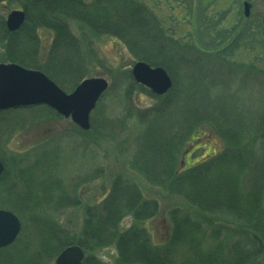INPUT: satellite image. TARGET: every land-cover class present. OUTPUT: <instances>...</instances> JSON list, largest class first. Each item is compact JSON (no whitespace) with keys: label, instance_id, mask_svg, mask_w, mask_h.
<instances>
[{"label":"trees","instance_id":"obj_1","mask_svg":"<svg viewBox=\"0 0 264 264\" xmlns=\"http://www.w3.org/2000/svg\"><path fill=\"white\" fill-rule=\"evenodd\" d=\"M9 1L22 2L25 22L17 32L9 33L0 19L5 61L40 70L63 90L75 88L86 74L80 38L71 32L68 21L79 23L93 35L118 40L134 61L165 69L173 86L162 97L134 83L130 71L119 73L124 113L134 120L130 131L133 154L128 164L147 184L185 202L196 214H221L223 218L193 220L184 209L174 208L168 214L169 233L155 246L141 224L158 214L156 201L144 199L131 179L117 175L101 202L82 207L80 235L71 241L44 216L45 211L81 205L57 178L52 151L38 153L34 163L24 166L22 162L9 166L1 156L5 169L0 177V208L18 216L22 231L14 244L0 250V264H46L69 245L84 251L82 264H105L92 253L106 248L116 250L114 264H264V68L240 66L228 59L241 46L243 31L232 40L222 39L217 49L211 44H181L167 37L139 0L0 3ZM204 28L196 36L203 38L211 30L210 26ZM40 31L52 34L47 47L42 46ZM259 43L262 50L263 42ZM43 48L45 60L41 63ZM200 53L205 56L199 58ZM63 75L66 78L60 77ZM218 87L223 97L212 99L209 89ZM135 91L147 93L154 105L146 110L134 107L133 111L130 104ZM239 92H246L250 100V110L244 113L236 106ZM33 109L56 115L45 106L8 112ZM94 118L84 134L95 132L93 139L111 141L109 133L99 130L100 118ZM119 125L120 132L128 131V126ZM207 132L219 138L222 151L187 162L185 159L200 149L194 143L208 139ZM126 217L133 223L123 230L121 223ZM222 232L239 235L249 243L228 242L220 237Z\"/></svg>","mask_w":264,"mask_h":264},{"label":"rangeland","instance_id":"obj_2","mask_svg":"<svg viewBox=\"0 0 264 264\" xmlns=\"http://www.w3.org/2000/svg\"><path fill=\"white\" fill-rule=\"evenodd\" d=\"M139 1L151 11L165 35L181 44L188 42L211 44L219 49L222 39L232 40L243 31L241 46L228 59L240 66L264 68V0ZM244 3L249 4L248 17L244 16ZM21 4V1L0 3V19L5 21L11 11H23ZM68 23L71 32L76 38H80L79 44L85 57L86 74L81 80L102 78L108 82L106 96L102 97L91 113L89 123L91 127L94 117L100 118L99 130L102 133H109L111 141L95 140L93 139L95 132L89 135L84 134L85 132L69 119L54 114L53 116L44 115V110L6 111L0 114V154L7 164L9 166L18 162H22V166L32 164L38 159V153L51 150L57 164L55 174L62 181L64 191L81 202L80 207L66 208L59 212L45 211V218L52 219L71 241L77 239L83 218L82 207L85 204L95 205L101 202L107 196L112 180L117 175H122L137 185L144 199L155 200L158 205V214L141 224L155 246L165 241L170 229L168 214L174 208L184 209L193 220L200 218L222 220L221 214L213 216L196 214L195 210L188 209L185 202L147 184L129 166L128 163L133 154L130 131L134 130V120L127 119V112L124 113L126 108L123 107L124 97L119 73L130 71L137 61L130 57L125 46L118 40L93 35L79 23L73 21ZM207 26H210L211 30L205 37L196 36ZM39 37L42 39V46L47 47L52 34L40 31ZM261 41L263 42L262 50L259 43ZM246 45L256 49H248ZM43 52L44 48L39 60L44 63ZM201 55L205 56L204 53H200L198 57L200 58ZM6 63L4 49L0 47V64ZM60 77L66 78L65 75ZM72 89L70 86L64 87L66 93L71 92ZM237 94L239 96H237L236 106L239 112L244 113L245 110H250L247 93ZM209 95L212 99L223 97L219 87L218 90L209 89ZM154 103L147 93L135 91L131 97L130 108L133 111H135L134 107L136 110H146ZM123 119L125 122L121 121ZM119 123L128 126L126 133L119 131L117 127ZM94 126L98 131L96 125ZM207 136L208 139L194 143V146L200 145V149L185 159L187 162L193 163L199 161L205 154L222 151L223 144L219 138L209 132ZM72 186L75 188L69 192ZM132 223L131 217L124 218L121 229L128 228ZM228 229L236 230L235 226H228ZM29 231L28 229L27 233ZM226 235L224 232L220 233V237H224L223 239H227L228 242L240 240L246 245L249 243V240L239 235ZM92 255L105 264H114L117 259L114 248L98 250ZM46 261V264H55V258L52 260L48 258Z\"/></svg>","mask_w":264,"mask_h":264},{"label":"water","instance_id":"obj_3","mask_svg":"<svg viewBox=\"0 0 264 264\" xmlns=\"http://www.w3.org/2000/svg\"><path fill=\"white\" fill-rule=\"evenodd\" d=\"M244 16L248 17L249 4L244 3ZM24 22V13L14 11L6 20V28L14 32ZM133 80L153 94L162 96L172 87V81L163 68H152L138 62L131 70ZM108 84L102 78L83 80L70 94L64 93L43 73L20 66L0 65V111L45 105L65 119H70L81 130H89V115L95 108ZM3 165L0 160V175ZM21 229L18 218L11 212L0 210V249L13 243ZM264 255V246H261ZM84 254L79 247L69 246L56 258L55 264H81Z\"/></svg>","mask_w":264,"mask_h":264},{"label":"bare ground","instance_id":"obj_4","mask_svg":"<svg viewBox=\"0 0 264 264\" xmlns=\"http://www.w3.org/2000/svg\"><path fill=\"white\" fill-rule=\"evenodd\" d=\"M1 177V176H0ZM76 247H78V246H76ZM66 248H68V247H65L64 249H62L60 252H59V254L61 253V252H63ZM80 248V247H79ZM81 249V248H80ZM82 250V249H81ZM82 252H84L83 250H82Z\"/></svg>","mask_w":264,"mask_h":264}]
</instances>
